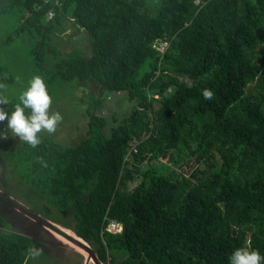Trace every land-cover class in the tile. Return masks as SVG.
<instances>
[{
  "label": "trees",
  "instance_id": "trees-1",
  "mask_svg": "<svg viewBox=\"0 0 264 264\" xmlns=\"http://www.w3.org/2000/svg\"><path fill=\"white\" fill-rule=\"evenodd\" d=\"M59 2L0 0L20 11L15 34L32 38L35 75L49 90L75 81L96 108L123 92L130 109L110 125L88 111L75 144L40 133L37 148L16 150L19 180L59 214L46 218L101 264H229L241 247L264 256V0ZM67 28L85 31L89 56L54 44ZM12 80L0 66V83ZM4 222L0 264H25L36 241Z\"/></svg>",
  "mask_w": 264,
  "mask_h": 264
},
{
  "label": "rangeland",
  "instance_id": "rangeland-1",
  "mask_svg": "<svg viewBox=\"0 0 264 264\" xmlns=\"http://www.w3.org/2000/svg\"><path fill=\"white\" fill-rule=\"evenodd\" d=\"M1 7L0 4V66L5 67L13 76V80L5 84L6 90L3 91V94L7 96L9 103H18L20 94L27 89L29 81L36 76L31 55L33 42L28 33L15 34V30L19 25L20 11L16 9L3 11ZM67 29L65 33L57 35L54 44H57L64 52L69 49H80L86 56H89L91 51L86 44L85 31L81 30L80 33L76 34L71 28ZM9 36H11V40L7 41ZM142 70L143 67L140 68V71ZM75 84V81L58 80L50 90L47 89L52 98L50 111L59 112L63 120L54 134L41 133L64 145L75 144L81 136H84L86 127L84 120H87L88 111L92 110V112H97L99 115H104L110 125L113 123L110 119L113 118V115L116 117V122H119L125 115L124 112L130 109V103H128L123 92L113 94L106 101L104 100L100 107L96 108L92 94ZM46 87H48L47 84ZM92 88L94 94H98V87L92 86ZM6 128L7 121L0 123V132L5 131ZM22 144L23 142L18 137L13 138L11 134H9L8 139L0 137V193L2 195L6 194L8 198L16 202V204H12L6 201L0 205V216L4 218L5 227L9 230H24L27 234L32 233L40 238L41 242L43 240V244L62 247L65 242L68 246H73L85 252L72 239L73 233L71 230H65L59 224H56L57 227H52L51 223H48L46 217L54 220L59 217V214L55 211L46 210L45 206L40 203L42 202L41 198L38 199L31 195L27 190V186H24V183L19 180L17 172L21 167L17 163L19 154L16 153V150ZM153 164L158 165L159 161H155ZM181 170L187 174L190 172L186 165ZM26 204H40V207H36V211H34L30 205ZM29 224L40 225L37 235L28 226ZM58 227L63 229H58ZM45 260L47 258L41 254L38 259H30L28 264L54 263L52 261H50L51 263L45 262Z\"/></svg>",
  "mask_w": 264,
  "mask_h": 264
},
{
  "label": "clouds",
  "instance_id": "clouds-1",
  "mask_svg": "<svg viewBox=\"0 0 264 264\" xmlns=\"http://www.w3.org/2000/svg\"><path fill=\"white\" fill-rule=\"evenodd\" d=\"M4 79H7L5 75ZM6 85L0 83V105H8L9 100L3 91ZM203 98L211 101L214 98L212 90H202ZM52 98L47 91L46 84L40 76H34L29 81V86L19 96V102L15 104L10 113L0 107V123L7 121V128L0 132V137L8 139L9 134L33 149L41 143L39 134L47 132L54 134L63 117L59 112H51ZM26 110H28L26 112ZM43 252L42 248L35 245L27 250L25 264L28 259L35 260ZM229 264H264V256L258 250H249L246 247L235 249L229 256Z\"/></svg>",
  "mask_w": 264,
  "mask_h": 264
},
{
  "label": "crops",
  "instance_id": "crops-1",
  "mask_svg": "<svg viewBox=\"0 0 264 264\" xmlns=\"http://www.w3.org/2000/svg\"><path fill=\"white\" fill-rule=\"evenodd\" d=\"M76 34H78V33H76ZM6 201L7 200L3 199L2 203L6 202ZM47 221H48V223H51L52 227H57L56 226L57 223H54V222L50 221L49 219ZM29 225H32L33 227H36L37 230H39V228H40V225H37V224H29ZM61 227H63V226H61ZM61 227H58V229H63L64 228V227L63 228H61ZM64 229L65 230H69L67 228H64ZM16 230H18V229H16ZM20 231L23 232V234H25L26 236H29L33 240H35L36 241V247L43 249L42 254L45 256V258H47V260H45V262L52 261V262H54L53 264H93L91 262V260H88L87 255H86L85 252H82V250L74 248L73 246H68V244H65V242H64L62 247L61 246H57L56 247L53 244H50V245L49 244H43V240L41 242L40 238L34 236L32 233L27 234V233L24 232V230L23 231L20 230ZM62 231H64V230H62ZM34 232H35V235H37L38 231H34ZM73 237L78 239L77 236H73ZM81 241L84 242L82 239H81ZM84 243H86V242H84Z\"/></svg>",
  "mask_w": 264,
  "mask_h": 264
},
{
  "label": "built area",
  "instance_id": "built-area-1",
  "mask_svg": "<svg viewBox=\"0 0 264 264\" xmlns=\"http://www.w3.org/2000/svg\"><path fill=\"white\" fill-rule=\"evenodd\" d=\"M56 4H59V0H55ZM168 43L166 40L157 39L155 40L153 47L159 52L164 53ZM106 230L110 232H120L122 230V226L115 220H109L108 224L106 225Z\"/></svg>",
  "mask_w": 264,
  "mask_h": 264
},
{
  "label": "water",
  "instance_id": "water-1",
  "mask_svg": "<svg viewBox=\"0 0 264 264\" xmlns=\"http://www.w3.org/2000/svg\"><path fill=\"white\" fill-rule=\"evenodd\" d=\"M72 239L77 243L79 244V246L87 253V258L88 260H92V263L93 264H101L96 255L94 254V252L91 250V248L89 247L88 244L82 242L81 240H78L77 238L71 236Z\"/></svg>",
  "mask_w": 264,
  "mask_h": 264
},
{
  "label": "flooded vegetation",
  "instance_id": "flooded-vegetation-1",
  "mask_svg": "<svg viewBox=\"0 0 264 264\" xmlns=\"http://www.w3.org/2000/svg\"><path fill=\"white\" fill-rule=\"evenodd\" d=\"M29 227L32 229V231H39V230L35 229L32 225H29Z\"/></svg>",
  "mask_w": 264,
  "mask_h": 264
},
{
  "label": "bare ground",
  "instance_id": "bare-ground-1",
  "mask_svg": "<svg viewBox=\"0 0 264 264\" xmlns=\"http://www.w3.org/2000/svg\"><path fill=\"white\" fill-rule=\"evenodd\" d=\"M73 236H76L75 234H73ZM78 240H80L79 238H78Z\"/></svg>",
  "mask_w": 264,
  "mask_h": 264
}]
</instances>
